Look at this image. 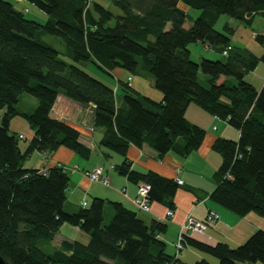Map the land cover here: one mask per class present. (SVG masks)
<instances>
[{
  "label": "trees",
  "instance_id": "16d2710c",
  "mask_svg": "<svg viewBox=\"0 0 264 264\" xmlns=\"http://www.w3.org/2000/svg\"><path fill=\"white\" fill-rule=\"evenodd\" d=\"M25 1L45 13L47 21L28 19L0 0V256L6 264H183L165 252L159 235L166 227L161 222L148 225L122 203L97 197L66 212L69 174L59 166L45 174L23 168L34 150L51 154L63 146L89 157L79 132L52 115L58 94L94 106V125L104 130L99 144L124 159L115 167L118 174L135 185L145 183L149 201L169 208L179 184L155 172L133 170L126 158L128 147L147 145L160 157L169 152L186 157L205 137V130L185 118L190 104L224 120L239 138H217L212 145L222 162L210 199L239 217H264V86L256 90L244 80L264 62V54L257 57L247 48L232 46L234 29L228 24L225 33L214 29L221 15L251 27L257 15L264 19V0H111L120 16L95 2L88 8L89 0ZM189 10L199 15L193 18ZM112 19L115 25L109 26ZM45 34L62 40L72 64L42 40ZM255 41L264 46V33ZM197 43L221 54L230 49L224 59L194 62L189 46ZM87 64L102 72L112 67L143 71L162 100L154 101L122 82L118 85L123 94L116 95L80 67ZM199 73L208 77V87L200 84ZM24 94L37 101L28 114L16 109ZM16 115L34 132L24 152L9 130ZM106 203L113 216L104 225ZM63 224L78 227L89 241L62 242L46 251ZM186 242L217 264H264V230L234 248L211 246L189 235Z\"/></svg>",
  "mask_w": 264,
  "mask_h": 264
},
{
  "label": "crops",
  "instance_id": "0c3cea01",
  "mask_svg": "<svg viewBox=\"0 0 264 264\" xmlns=\"http://www.w3.org/2000/svg\"><path fill=\"white\" fill-rule=\"evenodd\" d=\"M4 1L10 2L16 10L24 14L25 11H27L26 14H29L28 19L40 23H45L48 19L45 13L25 0ZM21 6H23V8H21ZM87 7L91 8L90 0L87 3ZM254 24L255 18L252 26L249 28L243 25H239L236 29L233 28L234 34L231 36L232 40L230 39V44L232 46L249 49V40L253 38L255 41L256 35L264 33L263 18L262 22L257 25L258 31L252 30ZM46 35L47 34L42 36L44 41ZM204 46L207 49L210 48L208 45ZM262 48L263 50H261V53H258V55L253 53L250 49L249 50L257 57H261L264 54V46H262ZM218 52L220 53V51ZM65 54L67 55V51ZM261 65L264 66V62H260L255 70L257 71ZM105 70L106 72L103 73L109 76L111 80L108 78L109 82L101 79L99 80L113 88L116 95L121 96L123 93L118 83L121 82V79L125 76L127 71L119 67H112ZM252 72L246 75V77ZM139 74L142 80L143 78L147 80L146 85L139 80L136 82L134 78L128 76L126 83H129L130 88L142 95V90L146 86L151 95H143L154 101H161L162 94L161 97H157V94L153 93L151 90L153 87L151 76L140 70ZM146 77H150L151 80ZM129 78L130 82H128ZM119 90H121L120 94H118ZM36 105V99L25 96L19 99L16 109L20 113L28 114L34 110ZM52 115L69 124L79 132L80 143L90 150L89 157L85 159L70 149L61 146L51 154H45L44 159L39 151L34 150L30 153L29 160H24L23 168L47 172V170L52 167L61 166L68 174L67 168H69L71 171V174H69L70 184L67 189V200L64 204V211L73 213L81 206L82 202H86L87 205H89L91 200L95 197L105 199L109 202L122 203L125 207L135 211L138 217L148 225L151 224L152 221L164 224L166 231L159 235V239L165 244V252L183 264H195L200 260H206L213 264V260H215L189 246L185 250L178 253L176 252L175 244L180 232V227L188 216H192L198 220H204L210 211H214L218 214V220L208 224L206 236L188 234L190 238L205 242L211 246L224 243L234 248L243 244L255 231L264 230V217L258 216L255 213H248L239 217L210 199V195L217 185L214 174L222 162L221 156L212 149V145L217 138H224L234 142L238 141L239 138V132L230 127L224 120L216 116H211L201 108L190 104L186 109L185 118L188 122L205 130V137L198 150L186 157L179 156L173 152H169L160 157L147 145H143L141 148L134 145L128 147L126 158L130 161L133 170L138 172H155L165 178L175 181L179 179L182 182L173 198V208H169L167 203L151 202L149 212L144 213L137 211L130 202V200L136 196L137 186L129 182L125 177L119 175L115 168L123 162V157L99 144L104 130L94 125V106H84L66 98L63 94H58ZM20 117L21 116L16 115L11 118L9 121V130L13 134H16L17 137H23V140H21L23 143L19 141L18 146L20 150L24 152L29 147L30 141L34 137V132L30 129L28 123L23 128L19 122L15 121L16 118ZM110 165L114 166V169L109 170ZM99 166L104 167V172L109 178V187L92 182L84 175V172L91 171ZM122 190L124 193H122ZM168 210L173 212L171 218H167L166 216ZM103 214H105L109 220H111L113 216V213L109 210H104ZM75 241L86 244L89 241V236L78 227L63 224L52 243L45 249L46 251H50L59 248L62 242ZM215 264H217V261Z\"/></svg>",
  "mask_w": 264,
  "mask_h": 264
},
{
  "label": "rangeland",
  "instance_id": "374dc122",
  "mask_svg": "<svg viewBox=\"0 0 264 264\" xmlns=\"http://www.w3.org/2000/svg\"><path fill=\"white\" fill-rule=\"evenodd\" d=\"M91 2H95L97 4L102 5L104 8L108 9L114 16L117 15H121V11L115 7L113 5V3L111 2V0H90ZM26 3V2H25ZM21 8H23V6H21ZM27 11H25V17L28 18L29 14H26ZM189 14L193 17L196 18L199 15V11L196 10H189ZM262 22V18L260 16H256L255 17V24L252 27V30L254 31H258V23ZM228 24L230 27L236 29L239 25H242L238 20H234L229 18L226 15H221L219 20L216 22V24L214 25V29L218 32L221 33H225L224 31V26ZM115 25V19H112V21L110 22L109 26H114ZM188 26H191V23H187ZM43 38V37H42ZM230 39L232 40V37H230ZM44 41V39H42ZM45 41L48 45L52 46L53 48H55L59 53H60V58L65 61L68 64H72V60H70V58L68 57V55H66V47L63 44L62 40L58 37H52L49 35L45 36ZM44 41V42H45ZM248 48L255 54L258 55V53H261L260 51L263 50L262 45H259L258 43H256V41L253 40V38H251L248 42ZM189 50H190V57L194 62H199L200 59L204 58V59H208V60H217V59H221L223 58V56L217 52L214 47H210L209 49H207L203 44L201 43H197V44H191L189 46ZM224 59V58H223ZM80 66V65H79ZM82 69H84L85 71H87L88 73H90L91 75H94L95 77H97L98 79H101L103 81L109 82L108 79L111 80V78L109 76H107L105 73L101 72L98 68H96L94 65L92 64H87V65H81L80 66ZM249 74V73H248ZM246 74V75H248ZM244 77V80L247 83H250L251 85L254 86V88L260 90L263 85H264V66L261 65L257 71L254 70L249 76ZM130 76L131 78H134V80L137 82L138 80L140 82H143L146 85L147 80L145 78H143V80L141 79V76L139 74V71L135 72V73H130V72H126L125 76L121 79V82L126 83V79L127 77ZM139 77V78H136ZM108 78V79H107ZM149 78V80H151L150 77H146ZM198 79L201 85H203L204 87H208V83H207V79L208 77L205 76L203 73H199L198 75ZM113 83V82H112ZM151 88V87H150ZM152 92L157 94V97H161V93L156 90L154 87H152ZM121 93V90H119V93ZM123 93V91H122ZM142 93L144 95H151L149 94V90L148 88L145 86V88L142 90ZM142 94V95H143ZM28 96L27 94H24L22 97ZM153 97V96H152ZM2 114L3 112L0 111V120L2 118ZM15 121L19 122L21 124V127H25L27 124V121L23 118H16ZM20 143H23V141L20 140ZM42 155V153H40ZM30 155L28 156V158H26L25 160H29ZM43 158V155H42ZM68 169L69 174H71V171ZM71 176V175H70ZM95 183H100V182H95ZM70 184V182H69ZM102 184V183H100ZM103 185V184H102ZM104 186V185H103ZM106 187V186H105ZM131 202V200H130ZM132 204V203H131ZM104 210H109L110 212L113 213L111 207L109 204L106 203ZM103 224L106 225L109 223V219L107 218V216L105 214H103ZM207 233V232H206ZM216 261L213 260V264H215Z\"/></svg>",
  "mask_w": 264,
  "mask_h": 264
},
{
  "label": "built area",
  "instance_id": "2783aa9c",
  "mask_svg": "<svg viewBox=\"0 0 264 264\" xmlns=\"http://www.w3.org/2000/svg\"><path fill=\"white\" fill-rule=\"evenodd\" d=\"M230 48L228 47L226 50L222 52L223 56H227L228 50ZM128 82H130V78L128 79ZM215 129V127H214ZM19 140H23L22 136L18 137ZM104 167H97L91 171L84 172V175L90 179L92 182H100L104 186L109 187V178L104 172ZM114 169V166L110 165L109 170ZM43 174H45L43 172ZM177 183L179 185L182 184L181 180H177ZM148 191L149 186L145 183H139L137 185V192L136 196L131 199V203L133 207L139 211L148 213L150 210V201L148 198ZM122 193L124 191L122 190ZM81 205L85 207L87 205L86 202H82ZM167 218H171L173 216V212L171 210H168L166 212ZM219 216L216 212L210 211L208 212L206 218L204 220H198L193 218L192 216H188L185 220V222L180 227V232L177 238V242L175 244L176 252H180L182 250H185L188 248L187 242H186V235L188 234H196L199 236H206V231L208 229V224L211 222H214L215 220H218Z\"/></svg>",
  "mask_w": 264,
  "mask_h": 264
},
{
  "label": "clouds",
  "instance_id": "9594fccd",
  "mask_svg": "<svg viewBox=\"0 0 264 264\" xmlns=\"http://www.w3.org/2000/svg\"><path fill=\"white\" fill-rule=\"evenodd\" d=\"M42 155H43V158L45 159V153H42ZM59 167H61V166H59ZM61 168H62V167H61ZM63 169H64V168H63ZM41 173L43 174V172H41ZM44 173H45V172H44ZM177 180H179V179H177ZM177 180H176V182H177ZM138 184H139V183H138ZM138 184H137V185H138ZM137 185H136V186H137ZM150 203H151V202H150Z\"/></svg>",
  "mask_w": 264,
  "mask_h": 264
},
{
  "label": "water",
  "instance_id": "95a60500",
  "mask_svg": "<svg viewBox=\"0 0 264 264\" xmlns=\"http://www.w3.org/2000/svg\"><path fill=\"white\" fill-rule=\"evenodd\" d=\"M0 264H6V262L2 259L1 256H0Z\"/></svg>",
  "mask_w": 264,
  "mask_h": 264
}]
</instances>
